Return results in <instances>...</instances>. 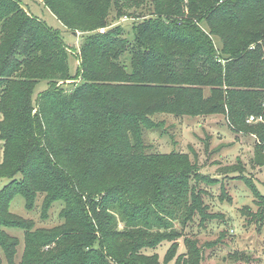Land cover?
I'll use <instances>...</instances> for the list:
<instances>
[{
  "label": "trees",
  "instance_id": "obj_1",
  "mask_svg": "<svg viewBox=\"0 0 264 264\" xmlns=\"http://www.w3.org/2000/svg\"><path fill=\"white\" fill-rule=\"evenodd\" d=\"M43 1L65 27L89 35L72 75L61 33L28 15L18 0H0V112L4 115L0 137L6 139L0 178H9L0 189V248L7 264H16L20 240L4 227L25 230L19 264H164L157 253L142 251L163 241L174 242L166 262L176 258L175 264H200V253L196 259L191 248L189 257L176 256L178 239L185 234L175 230L168 218L178 214L184 194L190 191V180L196 177L193 167L185 164L180 176L175 170L150 173L163 161L181 164L182 156L132 152L127 135L121 136L126 149L117 155L115 142L113 147L105 146L112 135L108 126L119 113L142 118L166 110L177 116L219 113L226 102L232 114L238 115L239 109L247 119L252 115L264 119V0L192 4L222 37V50L229 56L225 67L222 55L202 38L209 52L205 59L197 58L201 46L190 56L182 52L180 45L189 43L175 27L192 24L193 18L178 19L170 26L159 16L140 21L135 29L140 60L131 72L119 62L124 48V44L116 48L120 32L100 31L113 12L114 0ZM155 1L160 16L171 11L183 14L190 7L185 0ZM162 47L175 57L173 71L161 67ZM78 77L80 82L70 92H59L60 82ZM41 80L50 86L40 92L34 112L33 90ZM207 85L211 86L208 95ZM263 121L255 123L264 126ZM95 124L99 130L108 128L84 138L74 132L81 128L88 133ZM40 191L48 193L47 205L59 199L67 204L62 213L65 222L55 229L34 231L32 224L10 211L16 193L31 208ZM116 214L126 221L123 230L117 229ZM195 215L193 209L190 217ZM190 217L183 220L186 226ZM228 259L231 264H252L251 256L241 250L230 252Z\"/></svg>",
  "mask_w": 264,
  "mask_h": 264
},
{
  "label": "rangeland",
  "instance_id": "obj_2",
  "mask_svg": "<svg viewBox=\"0 0 264 264\" xmlns=\"http://www.w3.org/2000/svg\"><path fill=\"white\" fill-rule=\"evenodd\" d=\"M117 1H119L118 5ZM139 1L138 5L132 1L114 0L113 12L107 18L106 25L100 29L101 32L109 30H115V33L120 32L116 48L121 44H124V48L119 62L126 65L129 72L139 63L141 54L139 52L141 45L136 37V26L140 21L158 16L167 20L169 26L175 24L178 19L183 18L189 21L193 18L192 24H182L181 27L177 26L178 29L175 27L176 32L183 34L189 43L183 47L180 45L182 52L190 56L194 54L198 46H201L202 49H199L197 58L205 59L209 52L207 47L203 46L202 39L210 41L216 54L224 58L221 64L225 67L229 56L222 50V37L214 33L213 27L205 17L202 18L200 11L196 12L191 8L194 3L203 7V2L185 0L189 2L190 7L186 6L183 14L178 15L171 11L160 16L156 13L155 0ZM18 2L28 15L44 20L50 27L61 33L69 53V70L72 75H75L81 63L79 57L82 42L86 40L85 37L89 33L81 30L72 31L65 27L43 0H18ZM175 3L177 4V1ZM168 8L160 7V9ZM159 54L162 69L173 71L174 55L164 48L159 49ZM199 66L198 60L197 68H201ZM209 75L212 74L209 73ZM79 78L60 82L57 89L59 92H70L80 82ZM49 86L47 80H41L36 84L32 96L34 112L37 111V98L40 92L45 91ZM210 92L211 86L207 85L206 95ZM228 103L230 102L225 103V110L219 113H188L177 116L174 111L166 110L147 118L126 115L121 117L120 113L116 114V120L108 126L112 129L111 141L105 143V146L113 147L112 144L115 142L116 152L119 155L120 149H126L122 148L121 136L127 135L132 152L140 154L145 151L182 156V159H179L181 164H169L168 161H163L159 166L151 168L150 173L175 170V174L180 176L185 164L193 167L196 177L190 180V191L184 194L178 214L168 216L169 220L173 221L174 229L185 234L178 239L179 247L176 256L182 254L185 255L184 258L189 257L191 248L192 253L196 252L194 253L196 259L200 253L198 257L200 264H231V260L228 259L229 253L241 250L251 256L252 264H264V126L262 122L250 124L245 113L239 109H237L238 115L232 114ZM3 118L4 115L0 112V123ZM108 127L103 126L99 130L98 125L95 124L93 130L89 129L88 133L83 132L81 128L75 129L74 132L82 138L91 137ZM5 144L6 139L1 138L0 162L4 159ZM8 182L9 178H0V189ZM48 199L47 192H37L31 208H28L24 196L16 193L11 202L10 211L32 224L34 231L52 230L65 222L62 213L67 204L59 199L47 205ZM193 209L196 211L194 219L190 217ZM187 216L191 220L186 226L183 220ZM117 218V229L123 230L126 221L119 215ZM4 229L20 240L15 258L16 264H19L22 261L25 246V230L14 227H4ZM173 243L163 241L156 248L147 247L142 251L146 255L157 253L161 263L175 264L176 258L169 262L165 261L167 251ZM0 256L3 264H7V258L1 248Z\"/></svg>",
  "mask_w": 264,
  "mask_h": 264
},
{
  "label": "built area",
  "instance_id": "obj_3",
  "mask_svg": "<svg viewBox=\"0 0 264 264\" xmlns=\"http://www.w3.org/2000/svg\"><path fill=\"white\" fill-rule=\"evenodd\" d=\"M264 119H263V116H255V115H252V116H250L248 119H247V121L249 122V123H255V122H259V121H263Z\"/></svg>",
  "mask_w": 264,
  "mask_h": 264
},
{
  "label": "water",
  "instance_id": "obj_4",
  "mask_svg": "<svg viewBox=\"0 0 264 264\" xmlns=\"http://www.w3.org/2000/svg\"><path fill=\"white\" fill-rule=\"evenodd\" d=\"M74 34H76V32H74Z\"/></svg>",
  "mask_w": 264,
  "mask_h": 264
}]
</instances>
